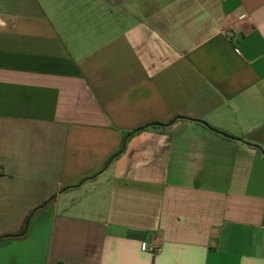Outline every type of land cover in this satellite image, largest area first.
<instances>
[{"label": "crops", "instance_id": "crops-1", "mask_svg": "<svg viewBox=\"0 0 264 264\" xmlns=\"http://www.w3.org/2000/svg\"><path fill=\"white\" fill-rule=\"evenodd\" d=\"M2 236L0 264H264V0H0Z\"/></svg>", "mask_w": 264, "mask_h": 264}, {"label": "trees", "instance_id": "trees-1", "mask_svg": "<svg viewBox=\"0 0 264 264\" xmlns=\"http://www.w3.org/2000/svg\"><path fill=\"white\" fill-rule=\"evenodd\" d=\"M197 122H200L202 123L204 126H206L210 131L214 132L215 134L221 136V137H224V138H227V139H236L234 136L224 132V131H221L217 128H214L212 126H210L209 124H207L206 122H203V121H199V120H196ZM173 123V121L169 122L168 124H162V123H151V124H148L142 128H139V129H136V130H133V131H129L126 133L125 135V139H124V144L122 146V149L116 154L114 155L111 159H110V162L113 161V159H115L116 157H118L119 155H121L124 150H125V146H126V142L127 140L132 137L133 135H136L140 132H143V131H146L150 128H167L169 127L171 124ZM53 200V198L51 200H49L48 202H45L40 208L46 206L47 204H49L51 201ZM39 209V208H38ZM32 216H33V212L26 218L25 222H24V225H23V228H22V231L19 235H16V236H10V237H24L26 234H27V231H28V228H29V224H30V221L32 219ZM9 236H2L0 237V241L8 238Z\"/></svg>", "mask_w": 264, "mask_h": 264}]
</instances>
